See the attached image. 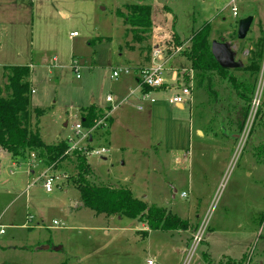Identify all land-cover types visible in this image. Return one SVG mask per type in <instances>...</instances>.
I'll list each match as a JSON object with an SVG mask.
<instances>
[{
    "label": "rangeland",
    "instance_id": "374dc122",
    "mask_svg": "<svg viewBox=\"0 0 264 264\" xmlns=\"http://www.w3.org/2000/svg\"><path fill=\"white\" fill-rule=\"evenodd\" d=\"M228 1L153 0L150 38L135 43L115 14L125 11L124 0H0V86L6 82L4 67H30V105L45 111L31 121L42 140L78 143L72 127L80 110L94 103L109 111V133L99 127L90 142L91 150L105 147L107 152L86 153L88 181L127 188L135 198L189 223L187 230H148L137 219L96 214L81 205L71 181L73 157L44 176L48 166L41 161L30 155L14 158L0 149L5 231L0 264H147L149 259L155 264H226L243 256L244 264L264 263V129L257 127L249 137L264 102V66L239 132L243 103L229 87L211 101L204 88L194 86V72L171 40L175 33L185 48L190 35L207 22L209 41L230 43L244 64L264 32V0H236L237 17ZM248 15L253 16L249 32L238 40V21ZM156 47L164 48L160 60L165 73L177 78L176 88L153 93L155 103L144 104L141 111L135 109L136 96L113 109L118 102L106 97L130 92L133 73L154 64ZM124 68L131 72L111 77ZM184 85L191 89V101L180 109L168 98ZM124 108L131 109L129 132L122 126L124 117L118 120ZM48 176L55 178L51 191L43 186Z\"/></svg>",
    "mask_w": 264,
    "mask_h": 264
},
{
    "label": "trees",
    "instance_id": "16d2710c",
    "mask_svg": "<svg viewBox=\"0 0 264 264\" xmlns=\"http://www.w3.org/2000/svg\"><path fill=\"white\" fill-rule=\"evenodd\" d=\"M153 0H124L125 11L115 10V14L123 19L127 26L126 34H131L132 41L143 43L149 40L152 30L151 2ZM210 23H204L187 39V45L182 47L183 41L173 33L172 39L181 47L178 52L188 67L194 72V86L204 88L212 101L217 98L219 89L229 87L235 97L243 103L241 121L238 122L239 132L242 130L249 113L261 71L264 56V32L253 43L248 51L246 62L241 68L226 69L218 65L211 54L209 34ZM175 45V46H176ZM3 74L6 82L0 86V149L9 153L14 158L30 155L41 161L45 166L53 165L54 168L63 161L72 157L75 159L76 175L71 178L79 191L81 205L94 211L96 214L106 216H127L144 223L148 230L162 229L167 231L187 230L189 223L171 214L161 207L148 205L143 200L135 198L131 191L123 187H110L94 185L88 181L90 166L86 152L89 151L88 143L84 149H76L66 153L69 148L66 139L46 144L38 131L33 128L31 117L38 119L45 112L44 109L30 105L29 96L32 88L29 82L30 67L28 65L4 67ZM241 72L240 75H236ZM148 91L146 87L142 89ZM106 110L91 104L80 110V122L83 128L88 129L99 120ZM257 120V121H256ZM256 123L253 125L249 137L255 135L257 127L264 129V102L257 107ZM254 121V122H255ZM36 124V122H35ZM112 120H108V125ZM109 128L99 129L103 134L109 133ZM263 129H260L262 131ZM98 130H95V133ZM97 134V133H96ZM101 135V132L98 133ZM92 140L94 134L92 133ZM250 140V139H249ZM258 151L261 145L256 147ZM264 149V148H263ZM142 230L141 233H147ZM246 256L239 261L227 260L226 264H244ZM250 260V257L247 258ZM264 264V263H262Z\"/></svg>",
    "mask_w": 264,
    "mask_h": 264
},
{
    "label": "built area",
    "instance_id": "2783aa9c",
    "mask_svg": "<svg viewBox=\"0 0 264 264\" xmlns=\"http://www.w3.org/2000/svg\"><path fill=\"white\" fill-rule=\"evenodd\" d=\"M236 0H229L228 4L231 5L232 15L237 17L238 16V10L237 6L234 5ZM73 35L75 33H72ZM181 47H178L176 52L178 53ZM164 48L163 47H156L152 51V62L154 63L152 66L140 70L137 74L134 72L137 76V83L136 86L125 96L118 98L117 96H110L108 95L106 97V101L111 102H118L115 103L112 107L113 109H117L121 104L127 103L129 97L134 96L138 94L140 100L143 101H149L151 103L155 102L154 97H152V93L155 91H158L162 89L165 86H169L168 88L175 89L174 83L177 82V78L175 77L174 73L171 75L170 79H167V74L165 73V62L164 58L162 57V61L160 60L162 54H163ZM74 65H77L74 61ZM124 71L126 73H130L129 68L124 69H118L114 70L111 77L114 79H117L119 77V72ZM146 87L148 91H143L142 89ZM191 100V89L188 88V86H182V89L180 91H176L173 95H171L168 98V103L172 105L177 104H184V102ZM140 103L137 107L138 110L143 109V103ZM110 116V112L108 111L103 117H101L99 120L94 122V125L91 128L85 129L83 128L80 120L77 122L72 128L73 133L75 136H79L82 141L86 142V145L92 141V133L98 129L99 127L101 129H104L107 127L108 120L105 121V119ZM73 139V138H72ZM72 139L67 140L69 144V148L67 149L66 153H71L72 151L78 149H84L83 146L78 145V143L73 142ZM85 145V147H86ZM91 149H89L90 151ZM85 151L87 154H93L97 156H102L107 152V149L105 147H101L99 149H92L91 152ZM51 168H53V165L46 167V172H44L42 175L46 176L47 171H49ZM55 178L52 176H48L44 181V188L46 191H51V185ZM56 224V222H54ZM4 226L0 224V235L4 234ZM198 238L196 237L195 240ZM147 264H155V262L151 259L147 260Z\"/></svg>",
    "mask_w": 264,
    "mask_h": 264
},
{
    "label": "water",
    "instance_id": "95a60500",
    "mask_svg": "<svg viewBox=\"0 0 264 264\" xmlns=\"http://www.w3.org/2000/svg\"><path fill=\"white\" fill-rule=\"evenodd\" d=\"M253 21V16L248 15L244 18H240L237 26V39L243 40L246 38L247 33ZM211 54L218 65L226 69H237L243 66L240 60L236 59V54L230 43L223 41L221 38L219 41L213 40L211 42ZM47 248V247H44ZM60 247L56 248L59 249Z\"/></svg>",
    "mask_w": 264,
    "mask_h": 264
},
{
    "label": "crops",
    "instance_id": "0c3cea01",
    "mask_svg": "<svg viewBox=\"0 0 264 264\" xmlns=\"http://www.w3.org/2000/svg\"><path fill=\"white\" fill-rule=\"evenodd\" d=\"M60 14H61V16L62 17H65V14L64 13H62V12H60ZM249 32V31H248ZM72 34V33H71ZM248 34V33H247ZM180 66V65H179ZM263 66H264V56H263V61H262V66H261V69H263ZM262 72V71H261ZM171 73V72H170ZM170 73H168V75H167V79L169 80L170 79ZM135 75V74H134ZM134 86L132 87V89L136 86V83H137V76L135 75L134 76ZM176 83H174L173 85H175ZM170 85H172V84H169V86ZM169 86H165V87H163L162 89H160V90H166ZM175 88H176V85H175ZM160 90H158V91H160ZM158 91H155V92H158ZM155 92H153V93H155ZM129 92L127 91L125 94H124V96H119V94H118V98H120V97H125L127 94H128ZM152 93V94H153ZM117 96V95H116ZM134 96H136V99H138L139 100V102H137L138 103V105L142 102L141 100H140V98H139V96H138V94H136V95H134ZM189 101H191V100H189ZM143 103V105L144 104H146L147 106H149L150 107V105H152L153 103H155V102H153V103H151V102H149V101H144V102H142ZM92 104H94V103H92ZM124 104V103H123ZM95 105V104H94ZM122 105V104H121ZM119 106L118 107V110L122 107V106ZM96 106V105H95ZM178 108H180V109H183L184 108V104H177L176 105ZM138 107V106H137ZM135 109L137 110V111H141V110H138L136 107H135ZM149 110H150V108H149ZM129 111H131V109H126V108H124V109H122L120 112H118V120L119 119H121L122 117H124V120L122 121V122H125L126 124H122V126H124L123 128L127 131V132H129V128H130V123L128 122V119H130V117H131V113L129 112ZM64 126L66 127L67 126V123L65 122L64 123ZM198 131V133L200 132L199 130H197ZM1 263V262H0Z\"/></svg>",
    "mask_w": 264,
    "mask_h": 264
}]
</instances>
